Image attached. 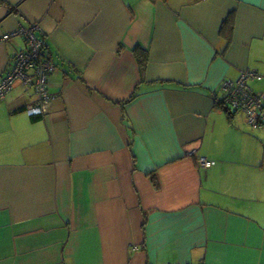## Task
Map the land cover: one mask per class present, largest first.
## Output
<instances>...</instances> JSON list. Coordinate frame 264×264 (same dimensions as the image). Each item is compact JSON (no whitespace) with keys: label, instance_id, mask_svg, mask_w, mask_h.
<instances>
[{"label":"crops","instance_id":"obj_1","mask_svg":"<svg viewBox=\"0 0 264 264\" xmlns=\"http://www.w3.org/2000/svg\"><path fill=\"white\" fill-rule=\"evenodd\" d=\"M34 24L52 97L0 99V264H264V124L219 105L246 70L264 95V0H0V75Z\"/></svg>","mask_w":264,"mask_h":264},{"label":"built area","instance_id":"obj_2","mask_svg":"<svg viewBox=\"0 0 264 264\" xmlns=\"http://www.w3.org/2000/svg\"><path fill=\"white\" fill-rule=\"evenodd\" d=\"M39 29V24H34L2 36V40H8L20 34L26 39L27 48L16 51L10 59V66L4 74L0 75V99L5 97L15 81L32 87L35 93V104L28 108L30 114L43 113L52 97L47 88V79L54 70V65L48 59L44 41L38 32ZM250 78L259 79L261 76L256 72L246 70L235 80H224L221 83L223 93L221 100L231 111L242 112L252 127H261L264 124V95L250 88L247 83ZM197 161L200 166L206 168L211 164V161L203 156H199Z\"/></svg>","mask_w":264,"mask_h":264},{"label":"trees","instance_id":"obj_3","mask_svg":"<svg viewBox=\"0 0 264 264\" xmlns=\"http://www.w3.org/2000/svg\"><path fill=\"white\" fill-rule=\"evenodd\" d=\"M219 105L220 107H222V109L230 116L231 114H233V112H236V111H231L229 109V107L227 105H224V102L221 100L219 101Z\"/></svg>","mask_w":264,"mask_h":264},{"label":"rangeland","instance_id":"obj_4","mask_svg":"<svg viewBox=\"0 0 264 264\" xmlns=\"http://www.w3.org/2000/svg\"><path fill=\"white\" fill-rule=\"evenodd\" d=\"M221 101V100H220Z\"/></svg>","mask_w":264,"mask_h":264}]
</instances>
